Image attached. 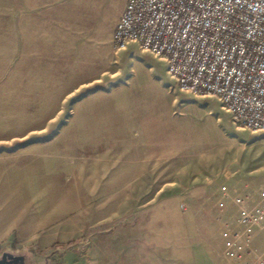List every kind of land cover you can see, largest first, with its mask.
Wrapping results in <instances>:
<instances>
[{
    "label": "rangeland",
    "instance_id": "obj_1",
    "mask_svg": "<svg viewBox=\"0 0 264 264\" xmlns=\"http://www.w3.org/2000/svg\"><path fill=\"white\" fill-rule=\"evenodd\" d=\"M124 2L0 0V264H238L264 131L116 47Z\"/></svg>",
    "mask_w": 264,
    "mask_h": 264
},
{
    "label": "built area",
    "instance_id": "obj_2",
    "mask_svg": "<svg viewBox=\"0 0 264 264\" xmlns=\"http://www.w3.org/2000/svg\"><path fill=\"white\" fill-rule=\"evenodd\" d=\"M118 48L133 42L158 56L181 91L215 97L238 128L264 131V0H125L112 30ZM251 207L234 195L238 264H264L251 242L264 228V186ZM229 236V234H224Z\"/></svg>",
    "mask_w": 264,
    "mask_h": 264
},
{
    "label": "crops",
    "instance_id": "obj_3",
    "mask_svg": "<svg viewBox=\"0 0 264 264\" xmlns=\"http://www.w3.org/2000/svg\"><path fill=\"white\" fill-rule=\"evenodd\" d=\"M177 248H179L181 245H176ZM128 258H131V257H128ZM146 257H142L141 258V264H161L159 261H155V260H151V261H146L145 259Z\"/></svg>",
    "mask_w": 264,
    "mask_h": 264
}]
</instances>
